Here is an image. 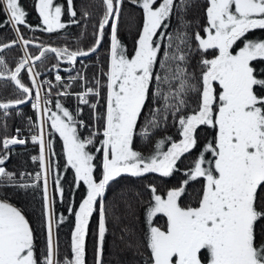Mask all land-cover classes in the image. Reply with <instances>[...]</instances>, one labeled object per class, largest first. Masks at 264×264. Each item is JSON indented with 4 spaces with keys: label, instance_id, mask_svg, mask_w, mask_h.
Instances as JSON below:
<instances>
[{
    "label": "snow or ice",
    "instance_id": "obj_1",
    "mask_svg": "<svg viewBox=\"0 0 264 264\" xmlns=\"http://www.w3.org/2000/svg\"><path fill=\"white\" fill-rule=\"evenodd\" d=\"M125 2L101 0L92 45L70 50L45 46L21 31V26L49 34L65 29L64 6L36 0L40 24L34 27L27 23L20 0H0V28L15 33L0 44V53L16 47L23 53L14 67L0 55V86L11 87L15 96L0 100V128L7 131L8 119L21 105L31 104L36 117H28V136L17 127L13 135L0 137V187L41 194L38 228L25 209L0 199V264H88L94 216V264H104L109 217L119 222L133 214V200L145 208L144 252L137 248L146 257L142 264H264V72L258 73L254 63H264V39L247 36L264 30V0H205L196 23L188 15L196 0H127L142 16L131 52L118 36ZM66 3L69 24L91 18L88 11L78 17L74 0ZM106 30V63L90 80L75 65L98 51ZM32 47L38 50L35 56ZM49 54L58 61L52 65L55 85L41 79L38 70ZM61 62L68 65L65 72L76 74L65 80L59 74ZM72 97L76 103L70 110L64 100ZM168 128L175 134L157 138ZM201 129L211 130V139L204 137L203 144ZM57 136L63 168L73 173L67 198L61 165L53 159ZM137 137L147 155L136 149ZM29 142L38 147L31 160L39 171L6 170L14 147ZM193 150L198 154L181 181L163 193L148 183L142 191L107 200L111 184L125 175L144 179L154 174L164 180L181 173L182 158ZM193 182L200 188L182 204ZM72 188L85 189L79 201ZM57 195L74 218L63 256L57 229L66 217L53 207ZM157 218L163 223L157 224ZM38 232L44 237L42 250ZM122 232L128 237L126 246L133 247L134 232L127 227Z\"/></svg>",
    "mask_w": 264,
    "mask_h": 264
},
{
    "label": "trees",
    "instance_id": "obj_2",
    "mask_svg": "<svg viewBox=\"0 0 264 264\" xmlns=\"http://www.w3.org/2000/svg\"><path fill=\"white\" fill-rule=\"evenodd\" d=\"M22 6L27 12V23L32 26H37L40 24V18L35 10L36 0H20ZM57 4L64 6L65 13L62 16L63 22L66 23L67 27L63 30H58L55 33H46L41 31L30 32L28 29L21 26V31L25 34V38L35 37L38 43H41L45 46H54V47H68L70 50H75L76 48H89L93 43V25L96 24L100 15L102 14L101 0H74V7L77 11L78 17L82 16L84 11L91 13V18L88 21L81 20L79 25L69 24L68 21L71 17L67 14V3L66 0H55ZM205 0H196V6L188 13L189 17L194 18V23L199 22L201 18L202 9L199 5H202ZM3 19V16L0 15V20ZM142 24L141 10L127 3V0L124 5V9L120 19L119 32L118 36L121 42L127 46L128 50L131 52L134 44V40L137 35L136 29ZM175 24V20H173ZM86 25V27H85ZM264 31V30H263ZM84 33V35H81ZM264 34V33H263ZM15 38V33L10 29L0 28V44L7 43ZM101 49L93 57L86 58L85 60H79L75 65L76 70H81L86 72V75L91 78L94 74H98V68L101 65H105L107 58V50L109 48V31H105V37L102 42ZM33 56L38 54V50L35 47L30 49ZM23 53L20 51L19 47L5 50L3 53H0L9 64V66L14 67L16 61L20 58ZM40 62H37L39 65ZM58 63L55 60L52 54H49L45 59L42 67H39V71L42 73L41 79L46 77H53L56 71L52 70V65ZM83 66H87L84 68ZM68 67L67 64H60V70L64 77L69 75H75L76 71L71 73L65 72L63 69ZM24 82L29 83L28 78L25 76ZM57 83V82H56ZM55 83V84H56ZM55 98V91L53 93ZM15 96L12 93L11 87L0 86V100L13 99ZM65 105L72 110L75 106V97L71 99L64 100ZM74 104V105H73ZM16 112L22 113V115H16ZM88 110L85 108L83 113V118L88 121ZM28 117H32L33 120L36 119L34 115V110L30 105L23 106V108L16 109L11 117L7 121V131L5 132L3 128H0V137L5 135H13L17 127L21 128L24 135L28 136L27 131V121ZM86 134V133H85ZM175 129L168 128L167 132H158L157 138L164 135H174ZM201 144L205 142L204 137L211 139V130L210 129H201ZM135 147L137 150L142 151L144 154H148V149L144 146V141L139 137L135 140ZM54 150L57 153L53 159L61 165L60 175L65 177L63 183L66 191L69 190L70 182L73 179V173L71 171L65 172L63 165L64 159L62 156V141L59 140L58 136L55 138ZM197 151L193 150L192 154L182 158V163L180 164L181 173H177L171 178H166L161 180L159 177L154 174L148 175L144 179L134 178L130 176H123L119 178L118 182H113L109 189L107 190L106 198L108 201L119 200L121 193H130L142 191L143 186L148 183H155L158 185L161 193L164 192L166 188L172 187L173 185L178 184L182 179L183 170L190 166L191 161L197 155ZM38 155V147L34 146L29 142L26 145H17L14 147V150L11 153L10 159L6 162V170L10 172H16L17 174L21 172L32 173L34 171H39L38 164L34 163L31 160V157ZM200 188V183L193 182L188 187V194L182 198V204H188L194 195L195 190ZM75 195L74 200L79 201L80 197L84 194L85 189L81 188L76 190L75 188L71 189ZM40 191L28 189L26 192L22 189H14L11 187H0V199H7L10 203H13L15 206L25 209L26 215L31 222H33L34 227H39L37 223V218L39 216L40 209ZM143 199L147 200V194L144 195ZM67 203L60 202L59 196L57 195L56 203L53 205L55 211L58 214H63L66 217L65 223L60 225L57 229V236L60 246V254H63L68 250L70 244V233L73 228V220L67 212ZM124 205L121 204V213H123ZM144 211L145 208L140 203H137L133 200V214L125 215L123 218L117 222L109 217L107 223V233L105 236L104 243V255L103 260L104 264H142V260L146 257H141L138 253L144 252V249L140 247L143 232L146 230V224L144 222ZM157 224H162L163 219L157 218L155 220ZM97 226V218L94 216L90 222V233L87 240V262L88 264H94V251H95V231ZM127 227L128 229L134 232L133 236V247H127L128 237L122 232V229ZM39 239L37 241L41 250L44 244V237L39 232L37 233ZM125 235V239L121 240V236Z\"/></svg>",
    "mask_w": 264,
    "mask_h": 264
},
{
    "label": "rangeland",
    "instance_id": "obj_3",
    "mask_svg": "<svg viewBox=\"0 0 264 264\" xmlns=\"http://www.w3.org/2000/svg\"><path fill=\"white\" fill-rule=\"evenodd\" d=\"M263 33H264L263 30L257 29V30L251 31L249 34H247V36L250 39L261 40V39H264ZM254 63H255V67H256L258 73L264 72V63H259V62H254ZM145 155H147V154H145Z\"/></svg>",
    "mask_w": 264,
    "mask_h": 264
},
{
    "label": "built area",
    "instance_id": "obj_4",
    "mask_svg": "<svg viewBox=\"0 0 264 264\" xmlns=\"http://www.w3.org/2000/svg\"><path fill=\"white\" fill-rule=\"evenodd\" d=\"M59 74L65 79L67 80L68 76L67 77H64L63 74L61 72H59ZM55 75L56 73H54V76L53 77H46L44 80L47 81V80H51L53 85H55L56 81H55Z\"/></svg>",
    "mask_w": 264,
    "mask_h": 264
},
{
    "label": "water",
    "instance_id": "obj_5",
    "mask_svg": "<svg viewBox=\"0 0 264 264\" xmlns=\"http://www.w3.org/2000/svg\"><path fill=\"white\" fill-rule=\"evenodd\" d=\"M53 47H54V46H53ZM101 47H102V45H101ZM101 47L98 49V51L101 49ZM98 51H97V52H98ZM97 52H96V53H97ZM96 53L92 54L90 57H93L94 55H96ZM90 57H88V58H90ZM85 59H86V58H80L79 60H85ZM79 60H78V61H79ZM61 63H62V62H61ZM63 64H64V63H63ZM27 105H30V104H27ZM23 106H26V105L18 106V108H23ZM18 108H17V109H18Z\"/></svg>",
    "mask_w": 264,
    "mask_h": 264
}]
</instances>
